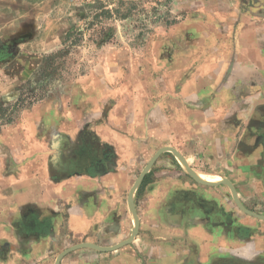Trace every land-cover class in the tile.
Masks as SVG:
<instances>
[{"label": "crops", "instance_id": "1", "mask_svg": "<svg viewBox=\"0 0 264 264\" xmlns=\"http://www.w3.org/2000/svg\"><path fill=\"white\" fill-rule=\"evenodd\" d=\"M261 2L185 0L100 109L48 116L53 147L29 114L0 145V264H264Z\"/></svg>", "mask_w": 264, "mask_h": 264}, {"label": "rangeland", "instance_id": "2", "mask_svg": "<svg viewBox=\"0 0 264 264\" xmlns=\"http://www.w3.org/2000/svg\"><path fill=\"white\" fill-rule=\"evenodd\" d=\"M184 1L0 0V145L21 143L33 114L49 123L31 137L53 147L48 116L100 109L103 81L117 83L125 64L148 63L152 40L182 17Z\"/></svg>", "mask_w": 264, "mask_h": 264}, {"label": "water", "instance_id": "3", "mask_svg": "<svg viewBox=\"0 0 264 264\" xmlns=\"http://www.w3.org/2000/svg\"><path fill=\"white\" fill-rule=\"evenodd\" d=\"M156 155H157V154H156ZM150 164H151V162H150ZM150 164H148V165L143 169V172L141 173V175L139 176V178L136 180L135 185L140 181L141 176L147 171V169L149 168ZM225 182H226V181H225ZM233 197H234V200H235V202L237 203V205H238L242 210H244V211H246V212H249V211H247V210L241 205V203L239 202V200L236 198L234 192H233ZM250 213H251V212H250ZM260 217H263V218H264V216H260ZM134 231H135V229H134ZM80 245H82V244H80ZM77 246H78V245L72 246L71 248H68L67 250L63 251V252L58 256L57 261H58V259L60 258V256H62L64 253L68 252L69 250H71L72 248L77 247ZM56 263H57V262H56ZM56 263H55V264H56Z\"/></svg>", "mask_w": 264, "mask_h": 264}, {"label": "bare ground", "instance_id": "4", "mask_svg": "<svg viewBox=\"0 0 264 264\" xmlns=\"http://www.w3.org/2000/svg\"><path fill=\"white\" fill-rule=\"evenodd\" d=\"M177 158H179V157H177ZM179 160H180V158H179ZM180 162H182V161H180ZM182 167L184 168V170L188 169L184 163L182 164ZM198 177L201 178V179H204V180H205V178H207V177H205L204 175H201V174H198Z\"/></svg>", "mask_w": 264, "mask_h": 264}]
</instances>
